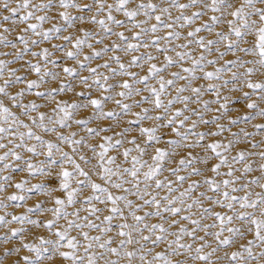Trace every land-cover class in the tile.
Instances as JSON below:
<instances>
[{"label":"snow or ice","instance_id":"snow-or-ice-1","mask_svg":"<svg viewBox=\"0 0 264 264\" xmlns=\"http://www.w3.org/2000/svg\"><path fill=\"white\" fill-rule=\"evenodd\" d=\"M0 49L3 256L264 264V0H0Z\"/></svg>","mask_w":264,"mask_h":264},{"label":"rangeland","instance_id":"rangeland-1","mask_svg":"<svg viewBox=\"0 0 264 264\" xmlns=\"http://www.w3.org/2000/svg\"><path fill=\"white\" fill-rule=\"evenodd\" d=\"M235 3H239V0H235ZM47 26H48V25L45 24V27H47ZM225 30H226V29H225ZM201 35H206V34H205V33H201ZM52 42H53V43H59V41H52ZM107 42H108V41L106 40L105 43H107ZM44 46H48V45L45 44ZM97 47H99V45H97ZM0 50H6V49H0ZM57 55H59V53H57ZM232 58H233V57H232L231 54H228L227 56H225V59H232ZM66 62H67V61H66ZM67 63H71V62H67ZM13 67H15V65H13ZM134 70H135V69H134ZM197 83H204V82H203V81H198ZM244 90L246 91L247 89H244ZM231 95L238 97V96L241 95V93H239V92H233V93H231ZM210 96H211V94L209 93V94H206L203 98H204V99H209ZM137 98H138V97H137ZM243 103H244V102H239V103L234 102V104H233V111L230 112L229 115H231V116H236V115H238V114H240V113L246 111V109L243 107ZM191 106H192V107H196L195 104H193V105H191ZM261 106L264 107V105H261ZM108 107H112V105L109 104ZM176 107H180V105L177 104ZM213 107H216V106L213 105ZM134 110H138V109H134ZM89 111H90V109H89ZM83 114H84V113L82 112L81 115H83ZM211 115H212V113H210V112L206 114V116H211ZM261 119H262V118H260V117H256V118H255V122H260ZM240 126L243 127L244 125L241 124ZM204 127H205V126L202 125V126H200V128H198V130H200V129L204 128ZM232 130H233V131H236V128L233 127ZM248 130H251V124L248 125ZM132 135H135V132H133ZM225 135H227V134H225ZM216 139H219V137H217ZM162 146H163V145H162ZM214 162H215V161H214ZM253 168L255 169V171L252 173V175H256V176H258V175L260 174V173H259V170H258V164H253ZM222 171H226V169H222ZM166 174H167V173H165V175H166ZM209 174H210V173H207V172L205 173V175H209ZM237 174H239V173H237ZM22 175H23L22 173H17V174H16V179H17V180L20 179ZM93 178L95 179V177H93ZM192 179H197V177H193ZM218 179H223V177H220V178H218ZM33 182H35V181H33ZM98 182H99V181H98ZM253 187L255 188L256 191H259V189L256 188V186H253ZM34 198H35V197H33V198H31V199L33 200ZM28 204L31 205L30 200L28 201ZM205 206H207V204H206ZM213 207H214V210H216V211H223L218 205L213 206ZM15 211H16L17 213H19V212H22L23 209H19V208H17ZM105 214H107V213H105ZM81 215H84V213L82 212ZM43 217H44V216H41L40 218L42 219ZM204 222H205V223H209V222H211V221H210V218L207 219V220H205ZM114 223H115V221H114ZM181 223H186V222L181 221ZM14 226H15V225H13V227H14ZM2 231H3V230L0 229V232H2ZM93 234H94V233H93ZM109 235H112V233H109ZM197 235H198V236H199V235H203V233H202V232H198ZM225 235H227V233H225ZM29 238H31V237H29ZM250 238H251L250 236L247 237V238H242V239L239 240V243H246V240H247V239H250ZM208 239L211 240V238H208ZM157 250H159V249H157ZM231 250H232V248H227V249H226V251H228V252H230ZM2 253H3V246H0V259H2V260H3V264H5L6 259H7L8 257L3 256ZM224 254H225L224 251H221V252L218 253V255H220V256H224ZM13 257H14V256H13ZM212 259L215 260V259H216V256L214 255V256L212 257ZM222 264H226V261H223Z\"/></svg>","mask_w":264,"mask_h":264},{"label":"bare ground","instance_id":"bare-ground-1","mask_svg":"<svg viewBox=\"0 0 264 264\" xmlns=\"http://www.w3.org/2000/svg\"><path fill=\"white\" fill-rule=\"evenodd\" d=\"M88 111H89V110H88ZM85 114H86V113H84L83 115H85ZM11 191H12V190L9 189V192H11ZM38 199H42V197H35L33 200L30 199L31 205H33ZM34 218H35V216H34ZM44 218H45V217H43L42 219H44ZM33 232L42 233V232H44V230H43V229H33ZM26 235H27L28 237H31V233H27ZM3 246L11 247V245H3ZM22 254H27V253H22ZM13 256H14V257H13ZM16 260H17V257H16L15 254H13L12 256H10V257H8V258L6 259L5 264H15Z\"/></svg>","mask_w":264,"mask_h":264}]
</instances>
